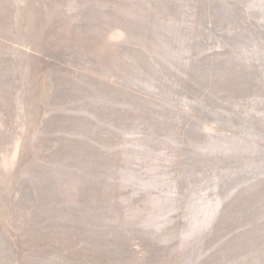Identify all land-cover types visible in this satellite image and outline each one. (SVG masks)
<instances>
[{
  "label": "rangeland",
  "instance_id": "obj_1",
  "mask_svg": "<svg viewBox=\"0 0 264 264\" xmlns=\"http://www.w3.org/2000/svg\"><path fill=\"white\" fill-rule=\"evenodd\" d=\"M0 264H264V0H3Z\"/></svg>",
  "mask_w": 264,
  "mask_h": 264
},
{
  "label": "bare ground",
  "instance_id": "obj_2",
  "mask_svg": "<svg viewBox=\"0 0 264 264\" xmlns=\"http://www.w3.org/2000/svg\"><path fill=\"white\" fill-rule=\"evenodd\" d=\"M2 1L3 0H0V19L2 18V12H3V10H4V5H2V4H4V3H2ZM11 1V0H10Z\"/></svg>",
  "mask_w": 264,
  "mask_h": 264
}]
</instances>
